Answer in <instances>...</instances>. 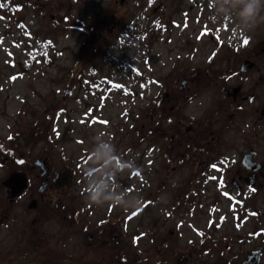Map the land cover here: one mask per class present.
<instances>
[{
  "label": "rangeland",
  "instance_id": "374dc122",
  "mask_svg": "<svg viewBox=\"0 0 264 264\" xmlns=\"http://www.w3.org/2000/svg\"><path fill=\"white\" fill-rule=\"evenodd\" d=\"M0 4V185L10 172L21 169L28 172L30 190L36 192L41 170L32 162L47 157L53 189L68 191L77 207L86 203L88 218L94 211L96 219L113 221L117 213L121 217L136 208L130 227L136 235L134 250L143 253L148 243L142 240V229L159 219L153 207L165 202L177 182L170 178L164 185L163 178L151 172L152 215L137 207L145 201L147 166L141 138L147 105L163 86L182 78L183 70L212 64L227 76L232 66L228 58L264 42V10L248 23L239 0ZM253 74L244 79L247 85L255 84ZM240 78L231 77L230 84L240 83ZM196 109L197 116L207 107ZM116 147L120 157L105 160L104 152ZM192 184L185 183V192ZM93 188L100 190L99 204L91 202V191L85 193ZM1 196L0 201L10 203L7 193L5 199ZM61 196L57 191L53 198L62 201ZM191 203L184 209L202 217L200 206ZM189 213L185 211L187 219ZM59 237L55 249L65 253L67 244ZM72 240L77 244L74 251H80L79 237Z\"/></svg>",
  "mask_w": 264,
  "mask_h": 264
},
{
  "label": "flooded vegetation",
  "instance_id": "af4514ba",
  "mask_svg": "<svg viewBox=\"0 0 264 264\" xmlns=\"http://www.w3.org/2000/svg\"><path fill=\"white\" fill-rule=\"evenodd\" d=\"M234 55L228 58L227 76L212 64L183 70L182 78L163 86L147 105L141 138L145 201L137 207L152 215L151 172L164 185L170 178L177 182L167 185L173 187L165 202L153 204L160 217L142 229L148 243L143 253L134 250L130 227L136 208L121 217L117 213L113 221L96 219L94 211L88 218L86 203L77 207L68 191L53 189L46 157L45 189H39L40 173L36 192L30 190L31 178L21 169L29 177L22 193L13 195L8 177L0 185L1 198L7 193L10 200L0 201V264H264V42ZM252 73L255 84L247 85L244 79ZM238 75L240 83L230 84ZM199 105L207 110L196 116ZM33 168L41 170L35 163ZM185 183H193L187 192ZM57 191L62 201L54 200ZM24 197L28 201L20 202ZM189 200L200 206L202 217L184 209ZM59 236L67 244L65 253L55 249ZM74 236L81 241L80 251H74Z\"/></svg>",
  "mask_w": 264,
  "mask_h": 264
},
{
  "label": "water",
  "instance_id": "95a60500",
  "mask_svg": "<svg viewBox=\"0 0 264 264\" xmlns=\"http://www.w3.org/2000/svg\"><path fill=\"white\" fill-rule=\"evenodd\" d=\"M66 92H69V89H67ZM116 154H117L116 150L109 151L105 154V157L111 158ZM34 163L37 165L40 164V166L43 169V171L41 172L42 176H45L46 172H48V165H47L46 159L38 158L36 159ZM28 181H29V178L25 174H23V172H15V173L10 174V176L8 177L5 183L7 184V186H10L11 188H13V195H17V194L22 193L28 187ZM42 183L43 184L39 188L41 190L45 189L48 182L46 180Z\"/></svg>",
  "mask_w": 264,
  "mask_h": 264
},
{
  "label": "clouds",
  "instance_id": "9594fccd",
  "mask_svg": "<svg viewBox=\"0 0 264 264\" xmlns=\"http://www.w3.org/2000/svg\"><path fill=\"white\" fill-rule=\"evenodd\" d=\"M243 4L241 16L246 22L251 23L252 17L256 16L260 11L264 10V0H239ZM90 200L92 203H100V190L93 188Z\"/></svg>",
  "mask_w": 264,
  "mask_h": 264
},
{
  "label": "snow or ice",
  "instance_id": "6c2138e0",
  "mask_svg": "<svg viewBox=\"0 0 264 264\" xmlns=\"http://www.w3.org/2000/svg\"><path fill=\"white\" fill-rule=\"evenodd\" d=\"M0 7H3V4H0ZM0 19H3V17H0ZM247 43H248V40L244 39L243 44L247 45ZM253 191H254V189H253Z\"/></svg>",
  "mask_w": 264,
  "mask_h": 264
}]
</instances>
